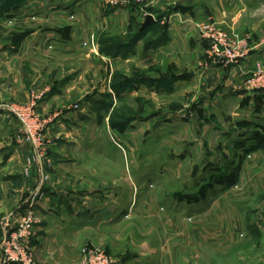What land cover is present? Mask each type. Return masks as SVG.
<instances>
[{"label":"rangeland","instance_id":"374dc122","mask_svg":"<svg viewBox=\"0 0 264 264\" xmlns=\"http://www.w3.org/2000/svg\"><path fill=\"white\" fill-rule=\"evenodd\" d=\"M69 1L0 0V50L22 42L38 22L55 21L53 32L59 37L64 32L68 35L78 19V9L67 5ZM149 2L100 0L105 15L111 9H128L125 34L93 33L91 27L78 53L87 60H68L67 67L85 70L87 83L80 100L70 106L80 116L76 117L80 122L71 126L86 136L74 145L88 148L81 155H71L76 162L74 174L84 181L82 195L99 194V202L83 198L90 201L86 206L97 204L107 209L118 204L113 211L121 209L118 221L92 235L93 242L83 239L79 243L83 236L75 235L69 250L64 248V238L48 251L42 247L43 234L53 231L46 211L50 205L47 181L54 173L50 155L54 141L48 130L55 116L39 110L41 117L50 119L43 130L46 157L40 162L41 192L38 199L29 196L39 185L41 165L28 162L31 147L19 140L16 131L17 145L26 150L21 174L23 199L0 215H5V223L0 222V264H18L5 261L6 237L17 218L30 212L35 222L28 248L34 264H68L66 260L83 264L89 250L98 251L108 264H125L139 256L151 257L155 264H264V8L256 10L260 15L251 23L246 14L241 16L243 26L258 29L262 36L224 29L212 19L206 23L188 18L185 23L192 24L191 40L169 49L164 66L142 58L148 44L163 32L162 26L137 50H121L117 55L121 60L114 62L116 45L136 35L145 13L155 16L148 12ZM51 3L64 8H51ZM45 5L50 8L43 11ZM67 11L71 12L67 15ZM103 17L100 19L105 22ZM213 37L242 53L241 57L227 60L216 55ZM69 38L65 36V40ZM47 48L50 65L58 64L59 59L52 58L56 46ZM252 49L262 50V58L254 60L253 68L234 75L237 79L232 90L225 88L222 82L228 75H214L213 69L241 65ZM66 62L67 58L62 60V67ZM257 64L263 76L249 84V79H256ZM45 81L59 86L61 79L54 80L52 68ZM152 85L155 90H149ZM27 97L21 102L2 98L0 104L24 103ZM0 114H4L3 120L9 119L5 110ZM58 139L59 147L67 145ZM31 167L34 176L26 173Z\"/></svg>","mask_w":264,"mask_h":264},{"label":"crops","instance_id":"0c3cea01","mask_svg":"<svg viewBox=\"0 0 264 264\" xmlns=\"http://www.w3.org/2000/svg\"><path fill=\"white\" fill-rule=\"evenodd\" d=\"M242 1H245V3ZM228 2H230L231 6L228 5ZM49 5H51V8H64V5L60 3H51ZM49 5H45L42 10H48L50 8ZM67 5L72 6L73 9H78L76 14V18L78 19H76L77 21L74 25H71V30L68 29V35L64 32L62 38L53 32L56 30L54 29L55 24H57L55 21L49 23L38 22L33 24L32 33L22 42L0 50V99L12 98L18 102L24 101L29 88L37 84H40V87L47 86L50 89L47 98L38 105L39 110L43 111V113L54 114L55 116L54 124L48 130V135L54 141L50 153L54 163V173H52L47 181V187H50L48 191L50 195L48 202L50 205L48 207L49 211H46L47 216L52 218V220H49V227H53V231L52 233L47 231V233L43 234L45 242L42 247H44L45 251H48L51 247H56L57 244H61L63 238L67 242L64 248L69 250L72 247V237L75 235L83 236L79 243L83 239H90L93 242L94 237L92 235H95L97 231L102 230L106 226H114L118 221L116 220L118 218L117 214L121 211L120 209L115 214L113 213L118 204H113L107 209L97 207V204H95L94 208H88L86 203L90 201H83V198L89 197L94 198V202H99V194L94 191L86 192V195H82L84 181L77 174H74L76 162L71 155H81L85 152L84 149L88 148L84 145H81L79 148L77 145H74L75 140L79 139L80 141L81 137L84 138L86 136L83 135L81 130L76 131L74 126H71L80 122V120L76 119V117L80 116L79 114L76 115L70 106L72 103L80 100L82 89H86L87 83L85 81V70L67 67L68 60L74 61V59H77V62L80 59L87 60V56L84 57L81 54V57H79L78 53L82 49L80 42L88 39L91 27L93 33L105 30L113 34H125L128 23V9H111L105 15L100 0H71ZM146 7H149V13H154L156 16H152L155 20L153 23L155 24L148 28L146 35L140 38V40L131 38L126 43L117 44L116 48H114L115 50H113L116 54L115 58L112 59L114 62L121 60L117 57V55L122 53L121 50H127L128 48L137 50V48L143 46L144 40L152 34L151 32L155 28L162 26V30L163 32L164 30L166 31V35H163V32H161L160 35L156 36L152 43L150 42L146 47L147 53L144 52L145 57L142 58H151L156 65L160 67L164 66L168 63L169 49H176L178 43L185 44V42L191 40L189 35L193 31L191 28L192 24L185 23V20L188 18L200 21H210L212 19L215 22L217 21L224 29H235L237 32L249 31L260 35L258 34V29L254 30L253 27L243 26L241 16L244 18L246 14L251 23L260 15L256 13V10L264 8V0H151ZM248 10L250 11L248 12ZM70 12L67 11L65 13ZM147 14L143 15V22ZM67 15H64V17ZM102 15L105 18L104 20H106L105 22L100 19ZM21 20L22 18L20 20L17 19V22H21ZM65 36H70V38L65 40ZM169 36L170 40L168 39ZM49 44L56 46L52 57L59 59L56 65H50V50L47 48ZM261 52L262 50L257 51L252 49L250 55L241 65L236 67L230 66L228 68H214V75L220 73L227 74L228 76L223 79L222 84L225 88L232 90V86L237 79L234 75L239 74V72L242 74L244 70L253 68L254 60L262 58ZM58 54H61V57ZM195 57H198V55ZM66 58L67 62L62 67V60ZM102 58L105 59L103 56ZM126 61L129 60L126 59ZM52 68L54 80L61 79L59 86L45 81V78L47 80V77L50 75ZM152 83L157 85V82ZM155 85L150 86L149 90H155ZM177 85L176 83L175 86ZM157 86H161V84ZM0 116L1 215L17 207L19 201L23 199L21 174L26 150L22 149L21 146L23 145H17L14 139L17 123L10 118L8 120L5 118L7 121L5 119L4 121L2 119L4 114H0ZM79 126L81 127L80 124ZM60 137L64 142H67V145L59 147L58 141L60 139L58 138ZM29 173H31L30 176L35 175L33 167H31ZM77 197H81V199H77ZM43 212L45 213V211ZM4 217L5 215L0 218L2 225L5 223ZM104 220H108L107 224L103 223ZM1 223L0 226H2ZM1 230L2 227H0ZM66 237L69 239H66ZM45 257L47 258L46 255ZM66 263L70 264V261L66 260ZM125 264L155 263L151 257L145 258L144 256H139L136 260L126 261Z\"/></svg>","mask_w":264,"mask_h":264},{"label":"built area","instance_id":"2783aa9c","mask_svg":"<svg viewBox=\"0 0 264 264\" xmlns=\"http://www.w3.org/2000/svg\"><path fill=\"white\" fill-rule=\"evenodd\" d=\"M120 1V0H119ZM136 2H145L151 0H131ZM117 3V2H115ZM206 23H211L207 21ZM207 28V26H204ZM213 47L212 51L227 60H232L233 58L241 57L242 53L235 52L233 49L229 48V45L213 37L212 40ZM263 70L260 65L257 64V70L255 72V78H251L247 81L249 84H253L255 81L260 79L263 75ZM49 88L47 86L42 88H37V86H32L29 88L28 101L24 103H4L0 104V110H5L8 113V117L13 119L17 123V137L21 142H25L30 145L32 150V157L28 158V162L37 161L40 164L43 159H45L43 145V130L46 128L50 119L46 117H41L39 113L38 105L40 101L49 93ZM41 165V164H40ZM43 166L41 165L38 173L41 175L38 187L32 191L29 195L30 198L38 199V195L41 192V187L43 181ZM26 173H29L26 170ZM33 215L31 212L28 213L26 217H18L15 221L13 227H11L10 232L6 237V247L5 252L6 262L18 263V264H34L32 260V255L29 251L28 245H30V237L32 233V227L34 225ZM83 264H108V259L105 258L96 250H89L84 254Z\"/></svg>","mask_w":264,"mask_h":264},{"label":"water","instance_id":"95a60500","mask_svg":"<svg viewBox=\"0 0 264 264\" xmlns=\"http://www.w3.org/2000/svg\"><path fill=\"white\" fill-rule=\"evenodd\" d=\"M155 20L153 19L151 14H147L145 16L144 22L141 24L140 30L143 31L147 26H149L151 23H153Z\"/></svg>","mask_w":264,"mask_h":264},{"label":"trees","instance_id":"16d2710c","mask_svg":"<svg viewBox=\"0 0 264 264\" xmlns=\"http://www.w3.org/2000/svg\"><path fill=\"white\" fill-rule=\"evenodd\" d=\"M153 24H155V23H151L149 26H147L143 31H138L137 33H136V35H134L132 38H134V40H136V39H138L139 37H141L142 35H144V33H146L147 32V30H148V28L151 26V25H153ZM119 44V43H118ZM117 46V45H116Z\"/></svg>","mask_w":264,"mask_h":264}]
</instances>
